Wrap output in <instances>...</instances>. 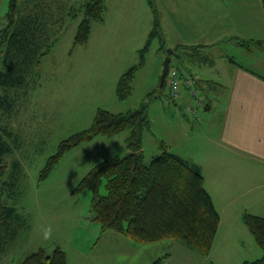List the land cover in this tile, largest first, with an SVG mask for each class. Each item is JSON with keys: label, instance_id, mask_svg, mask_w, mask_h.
Listing matches in <instances>:
<instances>
[{"label": "rangeland", "instance_id": "1", "mask_svg": "<svg viewBox=\"0 0 264 264\" xmlns=\"http://www.w3.org/2000/svg\"><path fill=\"white\" fill-rule=\"evenodd\" d=\"M61 1L64 16L88 0ZM228 1L234 10L236 5ZM7 2L0 0V17L6 13ZM156 3L152 0L160 16V5L157 7ZM81 16L66 17L59 40L41 59L38 76L24 89L26 93L15 94L13 111L8 114L0 108L3 116L0 126H6L11 132L5 138L13 152L5 158L3 198L6 204L21 211L27 223L0 254V264H22L39 248L47 252L62 250L67 264H242L254 260L253 255L260 257L262 251L243 222L239 228H231L222 221L205 257L178 240L139 244L113 231H102L99 223L91 221L92 192L75 189L95 165L115 156H125L131 129L111 136L98 135L68 148L40 179L60 142L88 129L99 109L112 113L143 110L146 122L140 138L144 162L165 149L198 163L206 190L219 208L229 201L228 211L235 212L242 203L235 199L237 193L246 191L236 187L245 169L238 164L231 165L230 161H235L237 155L218 157L215 149L210 152L208 149V137H216L217 103L212 102V109L207 112L203 107L196 108L193 99L200 96L216 100L218 88L214 82L219 78L221 67L228 64L225 58H232L260 75H264V68L248 60L242 53L244 49L235 45L217 50L204 49L206 46L178 50L183 60L171 55L170 69L181 72L183 78L193 77L191 91L196 96L191 97L181 82L179 97L174 102L168 96L167 85L162 90L159 85L162 63L169 51L165 43H170V38L163 37L160 29L161 34L140 52L149 40L155 19L147 0H105L102 19L91 22L87 42L74 45ZM167 27L162 26L163 30ZM257 49V46L251 47V51ZM261 58L264 62V54ZM134 66L137 69L129 84L130 94L120 99L118 82ZM196 79L203 80L200 89L195 85ZM184 97L194 105L185 108L180 99ZM249 191L253 194L260 190ZM259 206L264 212V203ZM48 227L51 235L45 238L44 230Z\"/></svg>", "mask_w": 264, "mask_h": 264}, {"label": "trees", "instance_id": "2", "mask_svg": "<svg viewBox=\"0 0 264 264\" xmlns=\"http://www.w3.org/2000/svg\"><path fill=\"white\" fill-rule=\"evenodd\" d=\"M56 1L8 0L6 13L0 17V108L8 114L14 109L15 94L26 93L24 89L38 76L41 59L59 40L66 17L74 19L82 15L74 45L86 43L91 22L102 19L105 0H88L75 10L68 8L70 11L64 16L61 12L64 2ZM147 1L155 19L149 40L140 50L141 54L150 41L161 34L157 10L152 0ZM238 43L248 50L252 46L264 48L260 41L238 40ZM178 50H182L181 46L170 49V56L174 54L182 61ZM228 61L235 63L232 58H228ZM136 69L135 66L131 67L121 76L117 85L120 99L130 94L129 84ZM197 83L195 85L200 89ZM168 96L176 101L170 90ZM0 117L3 116L0 114ZM145 122L143 110L112 113L99 109L88 129L60 142L57 153L48 159L40 179L68 148L98 135L111 136L131 129L125 156H115L95 165L75 189L76 192L82 189L92 192L89 219L99 223L102 231H113L139 244L174 239L207 257L218 231L220 216L205 188L201 169L197 164L165 149L144 162L140 130ZM10 134L6 126H0V254L27 224L21 211L6 204L3 198L2 185L6 183L7 167L5 158L13 153L12 146L5 138ZM133 153L136 154L135 160ZM242 221L262 251L260 258L242 264H264V217L244 213ZM22 264H67V260L60 249L47 252L39 248L27 256Z\"/></svg>", "mask_w": 264, "mask_h": 264}, {"label": "crops", "instance_id": "3", "mask_svg": "<svg viewBox=\"0 0 264 264\" xmlns=\"http://www.w3.org/2000/svg\"><path fill=\"white\" fill-rule=\"evenodd\" d=\"M230 1L236 5L234 10L228 0H156L157 7L160 5L158 19L162 35L170 38V43L167 40L165 43L168 49L181 46L182 50L188 51L189 46H206L204 49L217 50L235 45L244 49L242 53L248 60L264 68L261 60L264 48L258 47L254 52L238 43V40L260 41L264 46V0ZM165 25L168 27L163 30ZM225 59L228 64L221 67L219 78L214 82L218 97L212 101L199 96L195 107H203L209 112L212 102L217 103L216 137H208L209 152L215 149L216 156L227 158L234 153L237 157L230 161L231 165L245 168L236 187L246 188V191L237 193L235 199L242 203L235 212L228 211L229 201L223 202L219 208L210 195L220 216V224L223 221L226 226L239 228L244 213L264 217L262 208L258 207L264 203V75ZM196 82L200 87L203 80L196 79ZM180 99L185 108L193 103L187 97ZM195 164L203 172L202 167ZM249 189L260 191L252 194ZM258 256L253 255L255 259L260 258Z\"/></svg>", "mask_w": 264, "mask_h": 264}, {"label": "built area", "instance_id": "4", "mask_svg": "<svg viewBox=\"0 0 264 264\" xmlns=\"http://www.w3.org/2000/svg\"><path fill=\"white\" fill-rule=\"evenodd\" d=\"M181 82H183L184 85L188 88L191 97H194L195 93L194 91H191L193 80L191 78H183L176 69H170L167 74L166 84L173 98L179 97V86Z\"/></svg>", "mask_w": 264, "mask_h": 264}, {"label": "water", "instance_id": "5", "mask_svg": "<svg viewBox=\"0 0 264 264\" xmlns=\"http://www.w3.org/2000/svg\"><path fill=\"white\" fill-rule=\"evenodd\" d=\"M170 53L169 51L166 52V58L163 60V63H162V72H161V75H160V81H159V85H160V89L162 90L164 84H165V77L167 75V72L169 70V66H170ZM133 156H134V160L136 159V154L133 153Z\"/></svg>", "mask_w": 264, "mask_h": 264}, {"label": "clouds", "instance_id": "6", "mask_svg": "<svg viewBox=\"0 0 264 264\" xmlns=\"http://www.w3.org/2000/svg\"><path fill=\"white\" fill-rule=\"evenodd\" d=\"M51 235V228L48 227L44 230V236L45 238L49 237Z\"/></svg>", "mask_w": 264, "mask_h": 264}]
</instances>
